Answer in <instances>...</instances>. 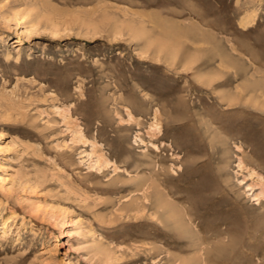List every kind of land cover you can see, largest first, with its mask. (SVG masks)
<instances>
[{
  "label": "rangeland",
  "instance_id": "obj_1",
  "mask_svg": "<svg viewBox=\"0 0 264 264\" xmlns=\"http://www.w3.org/2000/svg\"><path fill=\"white\" fill-rule=\"evenodd\" d=\"M263 105L264 0H0V264H264Z\"/></svg>",
  "mask_w": 264,
  "mask_h": 264
},
{
  "label": "bare ground",
  "instance_id": "obj_2",
  "mask_svg": "<svg viewBox=\"0 0 264 264\" xmlns=\"http://www.w3.org/2000/svg\"><path fill=\"white\" fill-rule=\"evenodd\" d=\"M47 18H49V16L47 17ZM55 19V18H54ZM54 19H52V20H54ZM50 20V19H49ZM71 21V20H70ZM73 21V20H72ZM104 21H106V19L104 18ZM39 22V21H38ZM40 23V22H39ZM55 23V22H54ZM65 23H67V21H65ZM69 23V22H68ZM122 23H126L127 25H128V27L130 26H132V23H131V21L130 22H126V21H123ZM53 24V23H52ZM64 24V23H63ZM69 24H71V23H69ZM56 26V29L55 30H51V33L52 34H55V33H57V38L59 37V38H61L62 37V35H61V26L57 23V25H55ZM123 26V25H122ZM126 26V25H125ZM97 26H95V28H96ZM124 27V26H123ZM129 27V28H130ZM89 30H87L88 32H90V29L91 28H88ZM130 30H131V28H130ZM132 30H133V28H132ZM131 30V31H132ZM138 30V29H137ZM146 30L147 29H144L143 30V33L145 34L146 33ZM95 31V30H94ZM131 31H130V33H131ZM168 31V30H167ZM134 32V31H133ZM136 33H137V31H136ZM142 33V32H141ZM142 33V34H143ZM149 32H147V35L149 36L150 34H148ZM162 33H168V32H163L162 31ZM132 34V33H131ZM146 35V36H147ZM163 35V34H162ZM189 35V34H188ZM145 36V37H146ZM147 36V37H148ZM171 36V35H170ZM149 38V42H148V48H146V51H144V52H149V53H151V55H153V58H156V60L157 61H161V60H163V61H167L170 65H173V66H175L177 63H178V60H179V58H180V51H181V47H174V45H172V42L171 41H168L167 40V36L166 35H163V37L161 36L160 37V35L159 36H157V37H155V38H151V37H148ZM147 39V38H146ZM175 39V38H174ZM172 40H173V38H172ZM148 41V40H147ZM177 43H178V41H177ZM146 45V44H145ZM195 62H196V60H190V61H188V62H184V63H182L184 66L186 65V64H190L189 65V69L191 70V69H193L194 67H193V64H195ZM182 65V66H183ZM174 70V69H173ZM198 70V69H197ZM209 77V76H208ZM211 78V77H210ZM205 80H207V79H205ZM207 81H209V79L207 80ZM201 83H202V81H201ZM200 83V84H201ZM204 83V82H203ZM211 83H213V81H211V82H208V85H210ZM207 84V83H206ZM262 85V84H261ZM239 92H241V91H239ZM225 95V94H224ZM243 95V94H242ZM242 95H240L241 97H242ZM223 96V95H222ZM227 97V96H226ZM252 99V98H251ZM230 100H232V99H230ZM229 100V101H230ZM226 101V100H225ZM252 101V100H251ZM253 102V101H252ZM255 102V101H254ZM230 105H233V104H236V102H234V100H232V102H230L229 103ZM240 105V104H239ZM264 106V105H263ZM155 116V115H154ZM152 124V123H151ZM152 126H153V128H154V130L155 129H160V125H159V122H153V124H152ZM155 133V132H154ZM157 136V135H156ZM159 137V136H158ZM156 140V139H155ZM152 144H154V145H156L154 142H152ZM156 147H157V145H156ZM158 148V147H157ZM163 148V147H162ZM157 150V149H156ZM159 150V149H158ZM88 156L90 157V159L92 160V161H94L95 163H99L100 161H101V157L98 155V156H96L95 158H94V155L93 154H88ZM258 178H260V177H258ZM262 179H263V177H262ZM145 182H143V184H142V186H148L147 188H146V191L145 192H147L148 191V189L150 188L151 190H152V187H154L155 189L157 188L158 190H159V188H158V186L154 183V182H152V184H149L148 185V181H146V180H144ZM145 188V187H144ZM142 189H143V187H142ZM149 189V190H150ZM156 189V190H157ZM157 190V191H158ZM159 193L160 194H162L161 193V190H159ZM146 194V193H145ZM148 195V194H147ZM159 195V194H158ZM260 195H262V196H264V186L262 187V190L260 191ZM162 195H160L159 196V198H158V207H161V209L163 208V207H166L167 206V201H162L163 200V197H161ZM257 199H260V198H257ZM166 205V206H165ZM169 207V206H168ZM160 209V208H159ZM158 209V210H159ZM165 209V208H164ZM166 212H167V210H166ZM167 214V213H166ZM228 236H229V234H228ZM260 239V238H259ZM234 242H236V241H234ZM218 243V242H217ZM224 242H222V245H223V247L225 246L224 244H223ZM229 243H231V242H229ZM231 244H233V243H231ZM228 245V244H227ZM227 245H226V247H227ZM221 246V245H220ZM231 246V245H230ZM226 249V248H225ZM238 249V248H237ZM224 250V249H223Z\"/></svg>",
  "mask_w": 264,
  "mask_h": 264
}]
</instances>
